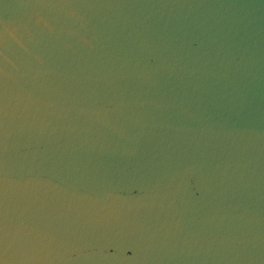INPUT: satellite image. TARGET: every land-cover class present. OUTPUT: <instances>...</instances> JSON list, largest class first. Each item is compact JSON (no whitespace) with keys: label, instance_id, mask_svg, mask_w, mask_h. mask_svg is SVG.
Returning <instances> with one entry per match:
<instances>
[{"label":"water","instance_id":"water-1","mask_svg":"<svg viewBox=\"0 0 264 264\" xmlns=\"http://www.w3.org/2000/svg\"><path fill=\"white\" fill-rule=\"evenodd\" d=\"M0 264H264V0H0Z\"/></svg>","mask_w":264,"mask_h":264}]
</instances>
